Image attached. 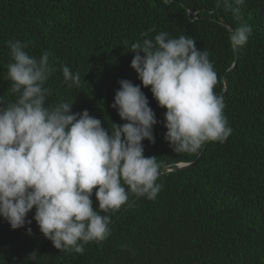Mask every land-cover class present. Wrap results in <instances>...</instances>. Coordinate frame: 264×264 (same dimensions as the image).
Wrapping results in <instances>:
<instances>
[{"label": "trees", "instance_id": "trees-1", "mask_svg": "<svg viewBox=\"0 0 264 264\" xmlns=\"http://www.w3.org/2000/svg\"><path fill=\"white\" fill-rule=\"evenodd\" d=\"M240 8L252 35L234 50L220 22L235 28L239 21L217 9L216 0H0V96L6 102L16 99L7 79V42L19 40L36 58L51 53L56 71L46 85L52 89L47 104L74 103V113L87 110L108 129L124 123L112 104L119 81L129 80L156 114L155 143L143 144L160 172L202 153L195 166L164 172L155 200L134 202L137 196L130 194L121 210L101 213L111 216L112 235L84 245L83 254L56 249L33 219L35 209L27 217L32 223L17 230L0 217V264H59L65 258L63 264H264V0H245ZM152 28L149 38L184 35L209 52L217 73L214 90L224 97L233 129L225 143L209 142L204 152L190 154L174 152L165 140L166 109L130 66L131 44ZM63 65L79 73V87L65 83ZM93 201L98 207L95 195ZM33 252L36 261H27Z\"/></svg>", "mask_w": 264, "mask_h": 264}, {"label": "clouds", "instance_id": "clouds-1", "mask_svg": "<svg viewBox=\"0 0 264 264\" xmlns=\"http://www.w3.org/2000/svg\"><path fill=\"white\" fill-rule=\"evenodd\" d=\"M245 0H216L239 24L228 29L234 50L244 48L252 27L243 21ZM215 10H213L214 13ZM210 13V14H213ZM131 44V68L164 114L165 140L176 153H198L207 143H225L233 133L224 114V97L216 94L217 73L207 50L194 38L160 32ZM12 62L7 79L16 99L0 96V217L13 230L33 219L58 250L83 254L89 242L112 235L110 215L129 204V195L155 200L162 189L156 157L144 155L145 140L155 143L156 114L139 85L120 80L112 108L124 121L105 129L87 110L73 104H47V82L56 71L51 53L30 55L27 43L8 41ZM69 87L80 86L79 73L61 66ZM93 195L98 202L94 207ZM98 209V210H97ZM31 235V228H28ZM31 253L27 261H36Z\"/></svg>", "mask_w": 264, "mask_h": 264}, {"label": "water", "instance_id": "water-1", "mask_svg": "<svg viewBox=\"0 0 264 264\" xmlns=\"http://www.w3.org/2000/svg\"><path fill=\"white\" fill-rule=\"evenodd\" d=\"M220 23H221L223 26L227 27L228 29H231V27H229L228 25H226V23L224 22L223 19H221V22H220ZM235 67H236V64H234L233 67H232L228 72H231ZM226 82H227V75H225V76L223 77V84L226 85ZM206 146H207V144L203 147V152L205 151ZM201 155H202V153H201L200 156H199L194 162H192V163H182V164H179V165H178L176 168H174V169H171L170 167L165 168L164 170H162V171L160 172V173H161L160 176L163 175L164 172L180 171V170H185V169H188V168H191V167L195 166V165L198 163V161H199ZM139 198H140V197H136V199L134 200V202H136ZM134 202H133V203H134ZM131 205H132V204H131ZM131 205H130V206H131ZM130 206H128V207L123 211V213L118 217V219L121 218V216H122V215H123V214H124L129 208H130ZM118 219H117V220H118ZM117 220H115L113 224H115V223L117 222ZM65 260H66V258L63 259L62 262L59 263V264H63V263L65 262Z\"/></svg>", "mask_w": 264, "mask_h": 264}]
</instances>
